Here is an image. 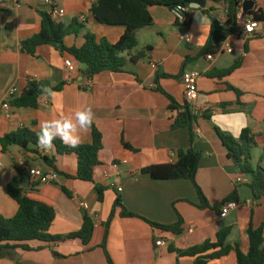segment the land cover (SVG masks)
I'll use <instances>...</instances> for the list:
<instances>
[{
    "label": "crops",
    "instance_id": "1",
    "mask_svg": "<svg viewBox=\"0 0 264 264\" xmlns=\"http://www.w3.org/2000/svg\"><path fill=\"white\" fill-rule=\"evenodd\" d=\"M50 1L45 4L44 0H7L0 6V139L25 128L38 136L43 121L74 115L77 110L90 107L94 114L92 124L102 135L103 146L99 154L103 166L94 170L93 182L65 177L75 174L76 158L57 156L52 147L45 151L46 156L56 158V181L35 182L37 186L31 188V179L25 173L23 189L54 209L51 235L78 231L84 214L93 220L94 232L87 246L79 240L28 242L29 250L16 249L13 259L0 258V264H109L106 253L112 264H194V258L178 257L175 251L214 241L217 232L224 228L231 229L226 244L247 252V229L264 223V198L254 201L245 183L237 181L238 168L227 157L216 130L237 139L244 129H249L255 142L252 167L264 170V22L259 23L253 35L234 40L232 54L207 60L200 55L201 50L212 20L225 8L208 1L204 10L195 9L187 23L181 25L175 22L171 9L154 7L150 9L152 26L138 31L135 49L151 47L149 57L136 64L127 62L123 72H102L88 79L85 66L70 54L53 45H43L30 55L21 50V43L41 31L42 13L49 14L52 9L62 14L56 23L80 26L76 33L64 38L66 48H80L87 34L114 44L125 28L97 23L90 14L96 0ZM254 5L264 14V0H254ZM82 16L85 21L79 20ZM182 36H188L190 42L181 40ZM66 60H71L72 71L66 68ZM236 63L240 66L226 78L209 76ZM187 72L200 75L196 98L189 104L198 117L192 139L187 128L171 129L169 101L155 90V78L159 76L158 85L183 104L185 86L181 78ZM31 81L45 89L60 84L63 87L41 95L36 109L11 105L7 110L2 108L4 103L20 97ZM236 91L241 92L239 97ZM79 135L80 145L91 143L88 129ZM189 149L201 153L196 184L210 208H198V194L190 181H155L143 173L151 166L175 163L178 152ZM20 159L32 169H49L40 158L17 146L6 152L0 146V217L5 219L12 218L18 209L6 187L18 176L15 164ZM95 185L107 188L102 202L98 201ZM234 191L238 192L237 207L220 218V209L214 207ZM117 197L128 212L153 223L174 225L181 218L184 232L174 236L142 220L122 218L118 210L111 217ZM80 203L87 208L80 207ZM103 243L105 252L100 247ZM207 264H236V256L230 252Z\"/></svg>",
    "mask_w": 264,
    "mask_h": 264
},
{
    "label": "trees",
    "instance_id": "2",
    "mask_svg": "<svg viewBox=\"0 0 264 264\" xmlns=\"http://www.w3.org/2000/svg\"><path fill=\"white\" fill-rule=\"evenodd\" d=\"M208 1L218 3L226 10V23L224 27H219L216 21L212 20L207 42L200 53L202 56L215 54L219 45L235 33L233 25L237 13L244 3L249 0H96L90 9V14L97 23L105 26H123L125 28L123 35L116 43L112 44L105 38L98 39L93 34H87L80 48H66L64 46V38L76 33L80 26L75 24V26L64 27L56 23L51 18L50 13H42L41 31L31 39L22 42L21 50L24 53L34 55L37 47L53 45L56 49L70 54L75 60L85 66V73L88 79H92L95 75L102 72L120 73L124 71L127 62L136 64L139 61L147 59L151 54V47L135 51L138 46V31L152 26L153 20L150 15V9L154 7L172 9L177 5H186L204 10ZM244 15L259 23L264 22L263 12L260 9H256L255 5L251 10L244 12ZM239 66L240 64L236 63L228 69L214 71L209 76L216 79L226 78ZM167 77L172 79L178 78L175 76ZM158 80L159 76H156L155 90L169 101L167 110L171 114V129L179 130L187 128L190 131L192 139L194 136L193 126L198 118L197 115L192 112L186 100L183 104H179L172 96L166 93L158 85ZM62 87L63 84L50 88V92L59 91ZM44 89L43 86L31 81L20 97L10 101V105L14 108L36 109L39 97L47 93ZM236 94L239 97L241 92L236 91ZM88 130L91 135L90 144L72 148L66 146L58 139H54L52 144L57 156H75L76 158L77 167L75 174L65 175V177L92 183L94 170L103 166V163L99 159L103 146L102 135L95 126L91 124ZM216 133L227 151V157L238 168L239 177L248 178V181L244 185L249 189L252 199L260 201L264 198V170L261 167L254 170L251 164L252 150L255 147L254 135L249 129H244L237 139L219 130H216ZM0 146L2 152H6L11 146H17L27 154L40 158L46 166L57 172L55 165L56 158L54 156L41 155L38 152L40 147L38 146L37 134L26 128L5 135L0 139ZM200 160V152L193 149H189L186 152L180 151L175 163L151 166L144 169L143 173L155 181H190L198 194L200 201L198 208H210L201 189L196 184V173ZM15 168L18 176L8 183L6 192L17 204L18 209L12 218L5 219L0 217V258L13 259L16 249L29 250L30 248L26 243L32 241L65 243L79 240L84 246L89 245L94 232V223L89 215L84 214L82 226L78 231L66 235H51L49 230L55 218L54 209L52 206L33 198L28 191L23 189L25 172L20 169L17 162ZM35 186H37L35 182L30 183L31 188ZM106 190L107 188L103 186L95 185V192L99 202L103 201ZM64 191L69 195L68 191ZM228 201L237 202L238 192L234 191L223 203L216 205L214 209H220ZM116 210L119 211V216L122 218L142 220L152 228L174 236L181 235L184 232V222L181 218L174 225L168 226L150 222L136 214L128 212L119 197L114 202L111 217H113ZM263 229L264 223L258 228H254L253 225L249 226L246 232L248 250L245 253L237 245L231 247L226 244L231 233L230 228L219 230L214 241H206L187 250H176L175 252L178 257L194 258V264H207L209 260L223 257L230 252L235 253L236 264H264ZM100 247L105 252V244L103 243ZM211 251L212 253H209ZM106 257L108 263L112 264L107 253Z\"/></svg>",
    "mask_w": 264,
    "mask_h": 264
},
{
    "label": "built area",
    "instance_id": "3",
    "mask_svg": "<svg viewBox=\"0 0 264 264\" xmlns=\"http://www.w3.org/2000/svg\"><path fill=\"white\" fill-rule=\"evenodd\" d=\"M7 0H0V6ZM45 4H50V0H44ZM195 8H192L190 6L186 5H177L174 8L171 9L172 16L176 23L184 25L187 23L189 18L195 13ZM179 12V15L177 14ZM51 18L56 20L57 18L61 17L62 14L57 11L56 9H52L50 12ZM80 21H85V17L82 16L79 18ZM216 23L219 25V27H224L226 23V10L223 9L222 14L219 17L214 18ZM259 26V22L252 20L251 18H248L244 15V12L242 8L238 11L235 23L233 25V28L235 30V33L230 35L225 41H223L215 54H210L206 56L207 60H212V58L219 54H232L234 52V40H238L240 38H244L245 36H251L254 34L256 29ZM181 40L190 42V38L188 36H182ZM65 66L68 70L72 71L73 66L71 60L65 61ZM193 73L195 75L193 76ZM199 74L196 72H187L182 75V83L185 86V93L184 97L188 104H190L193 100L196 98L197 94V81L199 79ZM3 109H9L10 108V101L4 103L2 105ZM196 114V112H195ZM38 152L41 155H46L45 149L39 148ZM18 166L20 169H22L31 179V182H39L41 184H52L57 179V174L49 168L46 172H42L39 169H32L24 160L20 159L18 162ZM239 183H246L247 181H244L241 177L237 179ZM118 191H121V189H118ZM82 208H87V206L84 203L79 204ZM237 207L236 202L228 201L224 203L219 210V217L225 218L227 214ZM192 228H190V231ZM160 245L163 246L164 242H160Z\"/></svg>",
    "mask_w": 264,
    "mask_h": 264
},
{
    "label": "clouds",
    "instance_id": "4",
    "mask_svg": "<svg viewBox=\"0 0 264 264\" xmlns=\"http://www.w3.org/2000/svg\"><path fill=\"white\" fill-rule=\"evenodd\" d=\"M179 15V12L177 13ZM195 73H193V76ZM50 92V89H44ZM93 112L90 107L83 110H77L74 115L63 116L56 120L43 121L40 125L38 134V146L42 149L53 147L52 141L57 137L69 147L75 148L81 144V130L90 128L93 121Z\"/></svg>",
    "mask_w": 264,
    "mask_h": 264
},
{
    "label": "water",
    "instance_id": "5",
    "mask_svg": "<svg viewBox=\"0 0 264 264\" xmlns=\"http://www.w3.org/2000/svg\"><path fill=\"white\" fill-rule=\"evenodd\" d=\"M254 6V0H249L248 2L244 3L242 10L243 12H247L248 10H251Z\"/></svg>",
    "mask_w": 264,
    "mask_h": 264
},
{
    "label": "rangeland",
    "instance_id": "6",
    "mask_svg": "<svg viewBox=\"0 0 264 264\" xmlns=\"http://www.w3.org/2000/svg\"><path fill=\"white\" fill-rule=\"evenodd\" d=\"M252 156H254L253 153H252ZM251 164H252V163H251ZM42 166H44V165H42ZM44 167H45V166H44ZM253 169L255 170L254 166H253Z\"/></svg>",
    "mask_w": 264,
    "mask_h": 264
}]
</instances>
